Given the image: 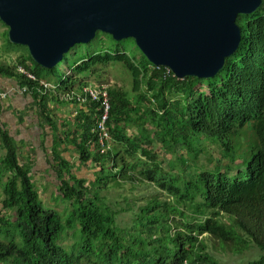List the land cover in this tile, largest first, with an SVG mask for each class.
Listing matches in <instances>:
<instances>
[{
	"label": "trees",
	"instance_id": "trees-1",
	"mask_svg": "<svg viewBox=\"0 0 264 264\" xmlns=\"http://www.w3.org/2000/svg\"><path fill=\"white\" fill-rule=\"evenodd\" d=\"M236 23L241 31L239 47L212 80L178 81L173 74L165 78L167 69L155 67L143 54L137 65L134 57L116 51L82 59L75 64L73 76L60 83V91L70 90L78 83L75 76L89 74L108 62H120L131 73L138 102L133 103L127 92L109 91L111 139L127 155L141 153L151 160L152 165L144 162L148 167L142 174L167 189L173 199L164 203L153 200L143 206L135 234L117 224L116 212L97 203L99 190L109 179L116 185L132 181L126 175L132 165H116L121 158L118 146L110 141L106 151L99 150L92 132L98 104H87L88 112L78 111L77 126L83 131L71 139L82 163L93 161L99 166L90 186L85 178L72 174L71 162L58 149L64 140H70L69 134L53 136L51 161L55 166H51L59 183L57 191L72 205L65 221L55 210L42 206L32 182L31 163H20L18 141L0 121V148L5 149L0 156V191L2 211L6 212L0 215V264H221L207 252L205 237L235 246V253L252 244L260 255L251 264H264V1L255 13L239 15ZM5 37L10 47L26 48L13 45L8 30ZM25 50L28 56L20 60L19 67L35 81L6 64H0V78L17 79L18 89L27 88L37 115L55 131L49 98L41 86L54 68L35 64ZM140 103L147 107L141 108ZM133 125L137 133L130 135L127 128ZM246 127L251 131L248 136L241 131ZM155 142L176 157L170 159L168 170L150 147ZM209 144L219 150L220 159L212 166L200 165L199 156ZM178 147L185 148L188 155ZM189 160L195 171L184 179ZM232 164H237L234 176L228 172ZM177 216L183 222L173 228L172 217ZM67 230H75V240L64 248L60 240Z\"/></svg>",
	"mask_w": 264,
	"mask_h": 264
},
{
	"label": "water",
	"instance_id": "water-1",
	"mask_svg": "<svg viewBox=\"0 0 264 264\" xmlns=\"http://www.w3.org/2000/svg\"><path fill=\"white\" fill-rule=\"evenodd\" d=\"M264 0H0V21L13 45L53 69L77 45L98 33L135 41L155 67L178 81L212 80L237 51L239 15L255 13Z\"/></svg>",
	"mask_w": 264,
	"mask_h": 264
},
{
	"label": "rangeland",
	"instance_id": "rangeland-1",
	"mask_svg": "<svg viewBox=\"0 0 264 264\" xmlns=\"http://www.w3.org/2000/svg\"><path fill=\"white\" fill-rule=\"evenodd\" d=\"M7 30V26L0 21V64H6L10 67H17L18 70H20L21 67H19V62L23 57H27L28 54L25 50L26 48L14 49L9 46L5 37ZM116 51L126 53L132 58L134 57L137 65H139L142 61V53L136 46L134 40L127 39L118 44V42L112 39V36L98 33L96 38L91 43L87 45H77L69 53H67L64 56L63 61L54 67L52 76H45L46 79L42 83L55 87L57 84L62 82L63 78L73 76L72 70L75 69V64L79 61V64H81L82 59L93 54H99L103 52L114 53ZM1 79L5 80L4 78ZM75 79L78 81V83H76V86L73 87V90H78L80 87L85 85L92 86L108 84L111 86V89L127 92L133 103H136L139 100V95L132 91L133 79L131 73L120 62H108L106 65L96 66L91 70V73L75 76ZM13 80L18 84L17 79ZM53 93L54 92L50 91V95L52 97H49L51 99V102L49 103H53V109H51V112H54L53 115H55V119H64L66 121L62 131L69 133L70 130L69 134L71 137L80 136L83 130L81 126H77V120L75 119L76 116L73 115L74 109L72 104L65 103L58 98V93H63V91L55 94L57 99ZM139 106L141 108H146L147 104L140 103ZM23 114H28V116L32 115V117L35 116V112H33L30 107L27 108V111L23 112ZM43 125H45V123ZM146 126L148 129H153V126L150 123H147ZM241 131H243V133L245 132L247 136L251 133L248 127L242 128ZM127 132L130 135H134L137 133L136 126H128ZM13 133L17 135L15 132ZM37 139L38 138H36L34 142L37 145L32 146L31 142L29 141L18 142L20 147L19 161L23 165H29L31 163L32 182L34 184L35 191L39 194L42 206L46 209L55 210L61 216L62 221H65V219L69 217V214L72 212V205L69 201L64 200L57 191V186L59 183L57 182L54 167L52 168L51 166L54 165V163L51 161L52 158L50 143L48 145L46 144V135L41 136L39 138L41 140ZM29 140L31 141V139ZM110 141L112 146H118V148L121 147V144L116 143L113 139ZM43 146L47 147L46 153H43L41 149ZM150 147L156 153L158 160H163L164 169L168 170L170 168V159L172 158V160H174V158H176L175 155L164 152L162 145L157 142H155ZM178 149L181 153L188 155L186 150H184L185 148L178 147ZM40 150L42 154L36 153V151ZM120 150L121 158L117 161L116 165L118 168H120L124 163H127L129 166L132 165L130 168L126 169V175L132 178V181L122 180L119 185H116L112 179H109L107 186H102L100 188V200L97 201V203L106 205L113 213L116 212L117 214L115 213V217L117 224L129 232V234H135V225L136 223H140V214L142 213L141 208L143 206H146L148 202L153 200L164 203L170 200L172 201L173 199L172 195L168 193L167 189L161 188L157 183L148 180L142 174V171L148 167V164L144 162L149 161V163L152 165L151 160L143 157L141 153H138L134 156H129L121 148ZM66 151L67 153L65 156H63V158L70 160L72 174H76L78 177L85 178L87 180L86 184L90 186L89 184L95 180V172L96 174H99V166L93 161H89L86 164L82 163V161H80L78 152L73 148L72 150L66 149L62 153L64 154ZM4 153L5 149L3 150L0 148V156ZM206 155L211 156V161L208 160V156ZM44 157L47 160L48 158L50 159L51 163H47L51 168H48L47 171L36 172L35 170H38L41 165H46L44 162ZM41 158L44 159L40 161ZM218 159H220L219 150L213 145L209 144L206 148H204V152L200 154L198 163L200 165L205 163L212 166L218 162ZM238 159L239 157L237 160ZM236 166L237 164H232L231 168L228 170L230 176L235 175ZM111 168H114V170L118 169L116 166H111ZM194 171L195 166L193 165L192 161L189 160L186 166L184 179H188L189 172ZM50 175H52L53 179H47L50 178ZM3 198L4 196L2 195V191H0L1 216L6 215V212H4V210L2 211ZM173 218L174 217H172L173 228H176L177 223L183 222L182 218L179 216L175 217L174 219ZM231 221L232 219L228 220V222ZM74 232L75 230H67L62 235L60 245L64 248H69L75 240ZM205 241L207 252L212 256V259L217 260L221 264H251V262L257 260L260 255L258 248L252 244H249L248 247L242 250L240 253H235V246H225L218 240L210 237H205Z\"/></svg>",
	"mask_w": 264,
	"mask_h": 264
},
{
	"label": "crops",
	"instance_id": "crops-1",
	"mask_svg": "<svg viewBox=\"0 0 264 264\" xmlns=\"http://www.w3.org/2000/svg\"><path fill=\"white\" fill-rule=\"evenodd\" d=\"M0 89L3 91H12L16 90V92L12 93L11 96L6 99L4 102L1 101V113H0V121L6 125V128L10 131V134L15 137V139L19 141H29L31 142L32 145H37L35 144V139L40 138L43 135H46L47 137V145L50 143V149L52 146L53 142V136L55 134H62V130L64 129V124L66 121L64 119H55V115H53L54 112H51V109H53V103H48V110H49V115L53 119V121L56 122L57 124V129L55 131H52L49 127V125L46 123V120L44 118H40L37 115V110L35 105H33V101L31 99V93H18V88H17V83L14 80H8L1 79L0 78ZM60 92V91H58ZM62 92V91H61ZM55 95V93H53ZM53 95V97H54ZM48 98L52 97L50 95V92L47 93ZM56 97V95H55ZM57 99V97H56ZM49 102H51V99L49 98ZM73 109H74V114L75 119L77 120V115L78 111L84 110V112H88L87 107H79L76 106L75 104H72ZM31 108L33 112H35V116L32 117V115L26 114L24 115L23 112L27 111V108ZM55 110V109H54ZM56 111V110H55ZM51 112V113H50ZM84 119V118H82ZM84 121V120H83ZM45 123V125H43ZM13 132H15L17 135H15ZM48 133V135H47ZM70 133V130H69ZM67 133V134H69ZM43 134V135H42ZM19 136V138H18ZM74 136H70L69 134V139L70 141H65L64 143L62 142L59 146L58 149L60 150V153L62 156H65L67 151L63 154L62 152L66 149H75L73 142L71 141V138ZM31 139V141L29 140ZM37 139V140H38ZM41 140V139H39ZM19 144V143H18ZM43 144V143H40ZM43 153H46L47 147L43 146L41 148ZM76 150V149H75ZM38 154H42L41 150L36 151ZM70 154V153H69ZM45 158V157H44ZM44 158H41L40 161ZM70 161V160H67ZM81 161V160H80ZM44 162L46 165H41V167L38 170H35L36 172L38 171H47L49 167L48 163L49 162L46 158L44 159ZM47 179H53L52 175H50V178Z\"/></svg>",
	"mask_w": 264,
	"mask_h": 264
},
{
	"label": "built area",
	"instance_id": "built-area-1",
	"mask_svg": "<svg viewBox=\"0 0 264 264\" xmlns=\"http://www.w3.org/2000/svg\"><path fill=\"white\" fill-rule=\"evenodd\" d=\"M165 69H167V74H165V78H167L168 74H173L170 69ZM18 71L25 74V76H27L29 80L35 81L34 77L31 76V73H27V71L25 72L22 67ZM64 80L65 78H63L62 82H64ZM41 86L43 87V92L48 93L52 91L56 94L58 93V91H60V84L54 87L41 83ZM110 89L111 86L108 84L92 86L85 85L80 87L78 90H73L72 88L70 90L63 91V93H58V98L61 99V101L65 103L75 104L76 106H79L81 108L89 103L98 104V116L96 117L92 132L96 135V139L98 138L100 152H104L107 150V147L110 144L111 140V134L107 125L111 111V101L109 94ZM14 92H16V90L3 91L0 89V102L8 99ZM19 92L31 93L28 91L27 88L23 90L18 89V93ZM183 264L189 263L185 261Z\"/></svg>",
	"mask_w": 264,
	"mask_h": 264
}]
</instances>
